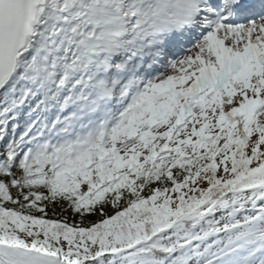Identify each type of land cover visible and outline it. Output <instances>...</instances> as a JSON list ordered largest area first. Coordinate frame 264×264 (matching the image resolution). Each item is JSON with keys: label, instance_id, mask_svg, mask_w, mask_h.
Returning <instances> with one entry per match:
<instances>
[{"label": "snow or ice", "instance_id": "obj_1", "mask_svg": "<svg viewBox=\"0 0 264 264\" xmlns=\"http://www.w3.org/2000/svg\"><path fill=\"white\" fill-rule=\"evenodd\" d=\"M0 264H264V0H0Z\"/></svg>", "mask_w": 264, "mask_h": 264}]
</instances>
